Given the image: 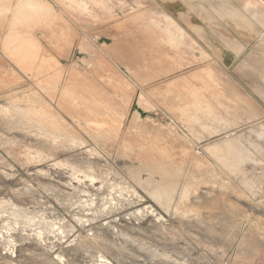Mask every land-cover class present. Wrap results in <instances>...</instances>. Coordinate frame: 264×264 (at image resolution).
<instances>
[{"label":"rangeland","instance_id":"obj_1","mask_svg":"<svg viewBox=\"0 0 264 264\" xmlns=\"http://www.w3.org/2000/svg\"><path fill=\"white\" fill-rule=\"evenodd\" d=\"M0 96V264H264V0H0Z\"/></svg>","mask_w":264,"mask_h":264},{"label":"bare ground","instance_id":"obj_2","mask_svg":"<svg viewBox=\"0 0 264 264\" xmlns=\"http://www.w3.org/2000/svg\"><path fill=\"white\" fill-rule=\"evenodd\" d=\"M33 5H35V7L31 9V11H32L31 14L33 16H35V15H48V16H51V12L49 11V9L46 6L41 5L40 3H37V2L35 4L33 3ZM36 6H38V7H36ZM13 37H14V33L13 34H10L6 38H7V40L9 42H11L9 44L11 47H13V42H15V41L18 42L15 45V49L17 51L16 52L17 53L16 55H17L18 58H21V59H23L22 57H24V58L29 57L30 58L32 56V57H34L37 60H41V61L47 62L49 64L50 61H49V59L46 58V56H44L43 51L41 49V46H39V45L37 46L36 45L35 41L31 38V35H29V34L28 35L27 34L22 35L21 34L18 37L19 40L18 39L16 40ZM24 50H26L27 52H23ZM10 91H11V89H10ZM23 111H26L28 114H30L32 116H35L36 115V111L33 108L26 107V109H23ZM70 149H68L69 150L68 151V154L71 155V156L78 157V158L79 157L87 156L88 155V151H89V149H87L84 146L83 147H77L76 146L75 148H72L71 150ZM53 171L55 173L59 174V175L61 174V172H59V170L56 169L55 167L53 168ZM59 177H61V176H59ZM131 220L132 219L130 217H128V215L112 214L110 216H107L104 219V222L103 223L104 224H113V223H116L118 221L124 222V223H130ZM71 241L72 240H69L68 242H71ZM257 241L259 242V241H261V239L259 237H257V236H251V235H249V236L245 237L242 240V242L240 244V247L241 248H249V247L253 246L254 244H256Z\"/></svg>","mask_w":264,"mask_h":264},{"label":"crops","instance_id":"obj_3","mask_svg":"<svg viewBox=\"0 0 264 264\" xmlns=\"http://www.w3.org/2000/svg\"><path fill=\"white\" fill-rule=\"evenodd\" d=\"M167 32H171V31H170V29H169V30H167Z\"/></svg>","mask_w":264,"mask_h":264}]
</instances>
